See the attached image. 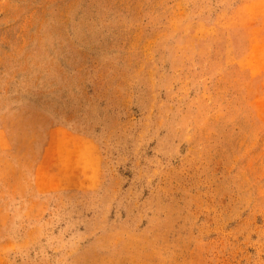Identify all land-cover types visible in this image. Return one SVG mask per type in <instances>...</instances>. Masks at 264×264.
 Listing matches in <instances>:
<instances>
[{
	"label": "rangeland",
	"instance_id": "obj_1",
	"mask_svg": "<svg viewBox=\"0 0 264 264\" xmlns=\"http://www.w3.org/2000/svg\"><path fill=\"white\" fill-rule=\"evenodd\" d=\"M0 264H264V0H0Z\"/></svg>",
	"mask_w": 264,
	"mask_h": 264
},
{
	"label": "bare ground",
	"instance_id": "obj_2",
	"mask_svg": "<svg viewBox=\"0 0 264 264\" xmlns=\"http://www.w3.org/2000/svg\"><path fill=\"white\" fill-rule=\"evenodd\" d=\"M71 144V143H70ZM87 144V143H86ZM68 146H69V143H68ZM91 148V147H90ZM93 148V147H92ZM88 156H90V155H88ZM91 157V156H90ZM90 157H86V159L87 158H89L88 160H90L91 161V158ZM73 160H74V158H73ZM81 163H82V160L80 161ZM74 163H76V162H73V164ZM83 164V163H82ZM82 164H81V166H82ZM85 164V163H84ZM87 164H89V161H88V163ZM74 166V165H73ZM80 166V167H81ZM83 167V166H82ZM79 169V168H78ZM76 170V169H75ZM80 170H82V168H80ZM71 171H72V168H71ZM77 171V170H76ZM78 172V171H77ZM73 173V172H72ZM75 178V177H74ZM78 178V177H77ZM75 182H77V179H76V181ZM73 185H74V183H72ZM78 184V183H77ZM76 183H75V186L77 185ZM90 184V183H89ZM80 185V184H79ZM78 186V185H77ZM88 186H90V185H88Z\"/></svg>",
	"mask_w": 264,
	"mask_h": 264
}]
</instances>
